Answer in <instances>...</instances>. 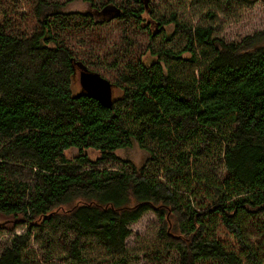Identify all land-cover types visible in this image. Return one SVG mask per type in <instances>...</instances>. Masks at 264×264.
Returning a JSON list of instances; mask_svg holds the SVG:
<instances>
[{
  "label": "trees",
  "instance_id": "trees-1",
  "mask_svg": "<svg viewBox=\"0 0 264 264\" xmlns=\"http://www.w3.org/2000/svg\"><path fill=\"white\" fill-rule=\"evenodd\" d=\"M20 1L0 0V217L26 231L3 249L0 264H24L32 243L53 250L52 238L61 243L67 233L75 238L57 256L67 262L86 264L88 237L106 255L125 256L130 226L149 212L161 223L153 264L172 253L173 264H264V33L226 43L175 15L146 16L152 0H79L88 11L70 14L62 4L26 0L18 25L10 5ZM117 20H131L165 64L121 59L123 47L126 56L130 44L141 46L128 34L108 48L109 62L91 69L69 39ZM172 25L188 62H196V47L208 56L201 77L177 72L185 60L168 49ZM83 69L120 90L111 108L78 85ZM135 145L154 146L156 171L117 155ZM208 145L224 178L201 161ZM71 149L80 153L75 160L65 156ZM201 193L209 201L194 206L191 196Z\"/></svg>",
  "mask_w": 264,
  "mask_h": 264
},
{
  "label": "rangeland",
  "instance_id": "rangeland-1",
  "mask_svg": "<svg viewBox=\"0 0 264 264\" xmlns=\"http://www.w3.org/2000/svg\"><path fill=\"white\" fill-rule=\"evenodd\" d=\"M21 1V3L13 2L10 5L11 13L15 16L14 21L18 25H22L21 23L26 21L24 19L28 16V9L30 6V2L27 3L26 0ZM49 1L52 3L62 4V11L65 14L80 12L85 13L89 9V6L83 4L79 0ZM117 1L119 2L122 0ZM246 1L247 2H244L243 0H152L148 3V13L146 16L152 18L155 16L171 17L172 15H175L180 22L185 23L186 25L192 26L193 28H211L216 38L223 40L226 43L239 44L248 36H253L256 33H264V0ZM131 6L127 4L128 8L135 10L139 9V5L137 6L134 1H131ZM125 22L128 24H125ZM125 22H122V20L113 21L108 25L100 26L96 32L92 33L89 37L83 36L79 41H77L78 38L77 40L70 38L69 43L70 45L73 44L72 48L77 51L80 58H87L86 61L89 62L91 69L96 68L94 71L98 69L100 70L104 62H109V60H111V57L107 59L108 48L112 45H116L118 48L116 43L120 41L122 36L134 34L136 36L133 39L135 48L137 43L142 40V36H140L141 34L132 32L131 29L133 28V22L131 20ZM9 23L13 26L11 22ZM124 27L127 28L124 30ZM72 30L74 29H71V31ZM173 32V25L167 28V34L169 36L168 40L170 41L167 45L168 49L172 50V52L176 55L179 54L180 58L183 57L182 61L185 60L180 66H178L177 72L180 73L182 77L190 74H194L197 78L201 77V73L205 70L206 58L208 56H205L201 48L196 47V62H188L191 56L187 53L181 55V51L185 48V42H183L180 46L175 45L177 43V37L172 39L171 36ZM63 33L68 35V31H63ZM139 43H141L140 49L142 51L140 49H133L132 44H130L128 46V50H131L132 54L124 56L125 52L123 51H125L126 47H123L121 59H125L133 63L142 60L143 64L147 67H150L152 64L159 61L163 65L165 64V57L161 56L162 59L160 57V59H158L151 54L150 50L148 47L146 48L144 43L141 41ZM152 48H156L154 43ZM131 66L135 67V64ZM76 72L79 74L81 73V71L78 70ZM78 85L80 86V82ZM114 92L115 93L113 95L118 99L121 93L120 90L115 88ZM153 147L154 146L152 145L146 147L135 145L133 148L118 151L117 155L123 160H131L138 166L147 165L153 172L157 169L155 164H159L160 162V154L156 153ZM84 154L93 161L100 156L99 152L94 150H86ZM151 154L152 156H155L156 161H149ZM79 155L80 153L77 149H71L65 152V156L69 160H75L79 157ZM201 158V161H207L210 164L209 168L213 172L214 179L219 174H221L222 178L227 175L221 164L222 160L218 156H214V154L211 153L210 145L203 149ZM191 161H193V159ZM158 171L159 170H157V172ZM198 185L201 184H197L196 186ZM187 195L190 196V194ZM191 197L194 206L209 201L208 197L202 193L201 196L196 194ZM160 228L161 223L159 222L157 216L154 213L149 212L145 214L140 221L130 226L132 234L126 241L128 251L125 256L106 255L102 244L92 237H88V240L86 241H81V244L85 243L83 244V246H85V250H83L82 256L86 261V264H153V262L157 261L153 257L154 252L159 255L157 253V234ZM25 231V227H17V225L12 223L10 220L0 217V254L3 249L11 243L14 236ZM228 235L229 234L224 235L225 240H227L228 244L235 249L233 236ZM73 238H75L74 235L67 233L60 239L62 242L58 243L56 242L57 238L53 237V250H50L47 246H43L39 243H32L28 248V255L25 257L24 264H78L67 262L57 257L64 253L63 251L68 245V242ZM258 240L259 239H257V241ZM66 241L68 242L66 243ZM39 242L42 243V239H40ZM174 258L175 253L165 256L163 264H173Z\"/></svg>",
  "mask_w": 264,
  "mask_h": 264
},
{
  "label": "water",
  "instance_id": "water-1",
  "mask_svg": "<svg viewBox=\"0 0 264 264\" xmlns=\"http://www.w3.org/2000/svg\"><path fill=\"white\" fill-rule=\"evenodd\" d=\"M79 82L87 95L102 106L111 108L114 102V85L107 78L87 69L81 70Z\"/></svg>",
  "mask_w": 264,
  "mask_h": 264
}]
</instances>
